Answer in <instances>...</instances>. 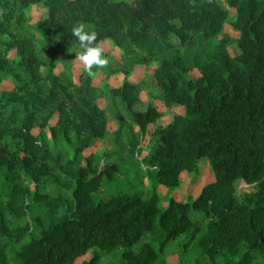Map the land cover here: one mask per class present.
<instances>
[{
    "label": "trees",
    "instance_id": "trees-1",
    "mask_svg": "<svg viewBox=\"0 0 264 264\" xmlns=\"http://www.w3.org/2000/svg\"><path fill=\"white\" fill-rule=\"evenodd\" d=\"M0 15V264L10 254L15 264H74L89 251L82 264H99L118 250L120 264H166L190 250L206 258L194 264H264V0H0ZM30 15L35 26L24 28ZM80 20L125 60L105 52L119 68L93 73L122 75L111 95L141 141L151 130L143 157L131 141L128 165L94 166L87 155L107 131L93 75L64 63L57 72L40 57L38 41L49 57L74 59ZM225 23L237 32L232 54L218 48L201 62L198 51ZM191 47L192 57L180 52ZM152 61L143 103L133 70ZM201 161L213 179L191 201L170 197L162 208L155 194L92 198L131 171L137 184L175 189L185 172L193 183ZM136 163L143 168L132 170ZM145 233L150 242L134 251Z\"/></svg>",
    "mask_w": 264,
    "mask_h": 264
},
{
    "label": "rangeland",
    "instance_id": "rangeland-1",
    "mask_svg": "<svg viewBox=\"0 0 264 264\" xmlns=\"http://www.w3.org/2000/svg\"><path fill=\"white\" fill-rule=\"evenodd\" d=\"M129 2L131 0H118ZM33 12V11H32ZM31 20L24 26V28H34L35 17L30 15ZM1 20V15H0ZM237 40V32L234 31L232 26L229 23H225L221 33L214 38L211 42L207 43L204 48H201L199 53V59L201 62H204L208 59L212 53L218 48H224L228 53L232 54L233 48L235 46ZM175 44V39L173 40ZM223 45V46H222ZM37 46L40 48V57L45 61L46 66L53 67L57 65L56 71L63 70V66L60 63H64L67 65H81L78 61L73 59L67 52L57 53L54 57H49L47 55L46 49L47 45L42 43L41 41L37 42ZM105 49V52L110 53V58L118 59V53L115 50H112L109 45L102 46ZM181 53H184L186 57H192L194 53V48H184L180 49ZM137 54L138 52L135 51ZM109 66L105 69H100L102 72L109 73L115 69H118L119 66H116V63L113 60H109ZM120 66L124 65L125 60L120 59ZM158 66V63L155 61L150 62L148 65H138L133 70L134 78L141 82V90L139 92V99L141 102L146 103L147 100V84L150 76L153 74V71ZM76 73V72H75ZM193 74V73H192ZM77 75V73L75 74ZM95 82L94 95L98 97V104L105 112V119L107 122L106 133L103 139L98 143L96 149L91 152H87V155H91L93 165H101L103 163H112L115 161L122 162L123 164L130 163L131 157L129 155L130 152V143L131 141H139V147H141V156L147 154L148 149L151 145L150 133L151 130H147L144 139L140 140V135L138 134L136 128H134L130 122V120L126 117L124 108L122 103L114 98L109 89L118 87L122 83L123 76L120 74L114 75L112 77H106V74H101V72L93 74ZM155 107L159 112H164L165 108L163 104L159 101L154 102ZM117 115L122 116V121L120 125L117 122ZM120 127V128H119ZM106 156V157H103ZM132 170L143 168L139 166L138 163L130 166ZM135 175L134 171H131L128 176H116L113 185L106 186L102 185L96 192L92 194V198L94 201H103L117 194H129V195H138L143 200H148L152 194H155L160 202L162 208L166 207L167 201L170 197H174L177 201H191L195 199L202 187L212 181L213 176L208 163L206 161H201L199 164V171L195 181L192 183V175L189 173H181L179 176L180 186L175 189L165 188L155 182L150 181L149 179H143L139 184L133 182L131 179ZM19 184L22 187H30V184L26 180H21ZM243 186V185H242ZM241 186V187H242ZM32 190V187H31ZM54 185L49 181L43 188V191L47 193L49 196L53 197ZM196 218H202V216L198 215ZM47 220V214H45L44 221ZM24 220L20 219L18 221L19 224H23ZM35 232H38V226L35 221L30 222ZM151 235L150 233H145L143 237L140 239L139 243L133 246L134 251H139L140 247L145 243L150 242ZM19 245L14 246L12 251L19 250ZM93 251L87 252L83 257L78 258L74 261V264H82L83 261H88L92 255ZM120 254L121 250H118L114 253L110 254H102L99 264H120ZM11 255V254H10ZM7 255L6 259L8 264H15L12 255ZM183 261V264H194L196 261L206 262V258L201 255L196 250H190L187 253H183L181 256H169L166 258V264H175L178 263L179 260Z\"/></svg>",
    "mask_w": 264,
    "mask_h": 264
},
{
    "label": "clouds",
    "instance_id": "clouds-1",
    "mask_svg": "<svg viewBox=\"0 0 264 264\" xmlns=\"http://www.w3.org/2000/svg\"><path fill=\"white\" fill-rule=\"evenodd\" d=\"M71 34L78 41L80 51L75 60L82 66L84 72L93 75V69H105L109 66V59L105 49L98 40V33L92 26L82 20L75 22L71 27Z\"/></svg>",
    "mask_w": 264,
    "mask_h": 264
}]
</instances>
